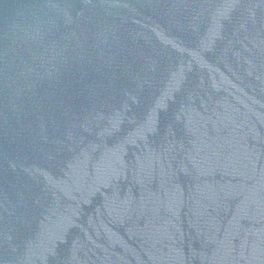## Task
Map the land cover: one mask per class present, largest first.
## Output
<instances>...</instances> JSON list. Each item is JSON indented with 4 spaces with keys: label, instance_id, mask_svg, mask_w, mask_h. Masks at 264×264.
<instances>
[{
    "label": "water",
    "instance_id": "obj_1",
    "mask_svg": "<svg viewBox=\"0 0 264 264\" xmlns=\"http://www.w3.org/2000/svg\"><path fill=\"white\" fill-rule=\"evenodd\" d=\"M264 80V0H0V264H191Z\"/></svg>",
    "mask_w": 264,
    "mask_h": 264
}]
</instances>
